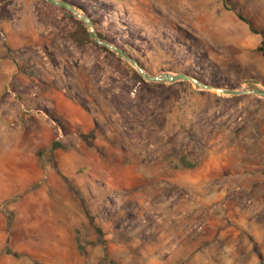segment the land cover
Instances as JSON below:
<instances>
[{
  "label": "rangeland",
  "instance_id": "rangeland-1",
  "mask_svg": "<svg viewBox=\"0 0 264 264\" xmlns=\"http://www.w3.org/2000/svg\"><path fill=\"white\" fill-rule=\"evenodd\" d=\"M63 1L151 75L264 86V0ZM82 28L0 0V264H264V100L147 82Z\"/></svg>",
  "mask_w": 264,
  "mask_h": 264
},
{
  "label": "water",
  "instance_id": "water-1",
  "mask_svg": "<svg viewBox=\"0 0 264 264\" xmlns=\"http://www.w3.org/2000/svg\"><path fill=\"white\" fill-rule=\"evenodd\" d=\"M46 1L54 6L70 11L76 18L80 19L88 31L89 38H91L95 44L112 50L119 58H122L127 63H129L131 67L139 74V76L143 80L150 82V83L190 82L197 89H201V90H207L210 88H214V87L208 86L200 82L199 80L193 77L187 76L183 73L161 72L156 75H151L147 73L138 64V62L135 59H132L129 56H127L118 47L113 46L104 40H101L96 34L95 30L93 29L90 19L86 17L85 15L81 14L79 11H77V9L74 6L70 5L69 3L63 0H46ZM243 86H245L246 89L241 90L240 89L241 87L238 89H218V88H215V89L220 90L221 94H224V95L239 96L243 94H252L264 100V86H261L260 84H257L255 82H246Z\"/></svg>",
  "mask_w": 264,
  "mask_h": 264
},
{
  "label": "trees",
  "instance_id": "trees-1",
  "mask_svg": "<svg viewBox=\"0 0 264 264\" xmlns=\"http://www.w3.org/2000/svg\"><path fill=\"white\" fill-rule=\"evenodd\" d=\"M223 1V7L226 9V10H229V11H233V9L225 2V0H222ZM235 15H236V17L240 20V21H242L243 23H245L246 24V26L248 27V29L251 31V33H253V34H261L262 35V33H260L259 31H257V30H255V29H253L252 28V26H251V23H250V21H249V19L247 18V17H245L244 15H242V14H240V13H237V12H235ZM82 37H84V38H87V31L84 29V28H82ZM98 35V37L99 38H101V35H99V34H97ZM263 37V36H262ZM71 38H73L74 39V36L73 35H71ZM77 44L79 45V44H82V42H77ZM256 51L257 52H259L263 57H264V38H262L261 39V41H260V43H259V45L256 47ZM133 70V69H132ZM135 72V71H134ZM157 85V84H156ZM55 146H54V144L52 145V148H54ZM85 214H86V216L88 217V219H89V221L92 223V221H91V217H90V214H89V212L87 211V210H85ZM97 231H98V233H100V231H99V229H97ZM256 253L259 255V253H258V251H256ZM114 264V263H113Z\"/></svg>",
  "mask_w": 264,
  "mask_h": 264
},
{
  "label": "crops",
  "instance_id": "crops-1",
  "mask_svg": "<svg viewBox=\"0 0 264 264\" xmlns=\"http://www.w3.org/2000/svg\"><path fill=\"white\" fill-rule=\"evenodd\" d=\"M263 143H264V135H263ZM48 236L43 237L42 235H38V238L40 237L39 240H38V238H37V240H35V238L34 239L33 238H31V239L30 238H26L25 241L23 239V243L25 245H27V247L32 246V244H34L35 241L37 242L38 246L40 244H42V245H48V244H50V245H53L54 246L53 251H55L56 244H54L53 240H51L49 238L47 239ZM48 240H50L49 243L47 242ZM39 253H41V251L38 250L37 253H35V254L38 255ZM41 254H43V253H41ZM2 263L5 264V261L2 260ZM46 264H57V263L55 262V260H53V261L48 260Z\"/></svg>",
  "mask_w": 264,
  "mask_h": 264
},
{
  "label": "bare ground",
  "instance_id": "bare-ground-1",
  "mask_svg": "<svg viewBox=\"0 0 264 264\" xmlns=\"http://www.w3.org/2000/svg\"><path fill=\"white\" fill-rule=\"evenodd\" d=\"M240 89H241V90H242V89H246V87H245V86H242ZM207 90H209V91H215V92H217V93H221L220 90H216L215 88H210V89H207Z\"/></svg>",
  "mask_w": 264,
  "mask_h": 264
}]
</instances>
